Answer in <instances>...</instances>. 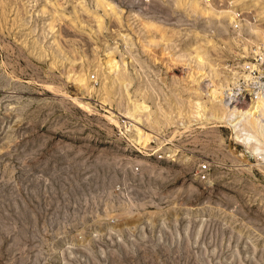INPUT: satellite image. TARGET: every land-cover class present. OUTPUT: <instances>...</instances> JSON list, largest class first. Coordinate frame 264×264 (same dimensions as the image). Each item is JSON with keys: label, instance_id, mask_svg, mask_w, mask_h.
<instances>
[{"label": "rangeland", "instance_id": "1", "mask_svg": "<svg viewBox=\"0 0 264 264\" xmlns=\"http://www.w3.org/2000/svg\"><path fill=\"white\" fill-rule=\"evenodd\" d=\"M263 6L0 0V264H264V164L226 124L187 118L196 101L220 109L203 86L258 41ZM108 56L130 97L147 91L150 120L124 113L119 80L106 99ZM71 69L91 73L94 91ZM159 109L174 128L151 127L165 123ZM143 134L153 148L174 138L146 156Z\"/></svg>", "mask_w": 264, "mask_h": 264}, {"label": "bare ground", "instance_id": "2", "mask_svg": "<svg viewBox=\"0 0 264 264\" xmlns=\"http://www.w3.org/2000/svg\"><path fill=\"white\" fill-rule=\"evenodd\" d=\"M259 1L260 0H253L254 5H258ZM261 8L263 10L258 13L260 15V18L264 17V6ZM219 13L226 14L231 23H234L236 21V18L238 17V14L231 10L221 11ZM251 30L256 39L264 40V30H262L258 26H255L254 29ZM254 43L255 42H252L251 45ZM243 49L244 51H249L248 47H244ZM106 65L110 69V72H108V74L110 75L105 76L102 84V89H104L106 92V99H111L112 96H114L113 86L115 85V82L119 80L118 82L120 84L122 92H125V96L127 97V107L124 113L137 121H141L143 116H146V119L150 120L152 113L150 112V107L148 106L147 102V91H145L144 89L142 90V88H138L134 92V97H130L128 88L129 86H131V82L129 80L130 78L127 76L126 70H120V65H118L117 61H115L111 57H109V59L107 60ZM230 74L221 83H219L218 86L213 82H210L208 84L206 83V85L203 86L205 92L218 103L220 109L217 111L215 110L212 115H208V111L205 110L203 103H201V101H196L192 103L191 108L193 109L190 110L187 118L190 119V117H193V121H208L210 119H214L219 121L220 123L226 124L232 131L231 134L233 135L232 138L234 139V141H236L237 143H241L246 151L250 152L256 158V160L264 164V97H261L254 103H251V105L246 108L240 109L238 107L229 106L228 101L226 100L227 91L231 90L232 84L236 82L238 72L232 70L230 71ZM66 77L69 81L74 82L79 87H83L87 91L93 92L95 89L93 82L90 80L91 73H89L87 70L82 71L71 69ZM202 78L203 77H201V79ZM199 84L200 82H197L198 86ZM200 87H202V85H200ZM210 87H213L214 89L209 90ZM158 112L163 115L165 123L160 125L157 122V124L151 126L156 130V133L163 132V128L161 127H175L173 125L175 122L171 117V110L167 113L162 111V109H159ZM175 117L176 116H174V118ZM155 126L157 127L155 128ZM184 127L187 128L188 126ZM172 138L174 137L172 136ZM172 138L169 139L167 143L159 142L154 148L150 146L151 143H153V136H151L150 134H143V136L139 135L137 142L141 145V147L147 149V152H144V155L151 156L157 151L162 150L167 144L171 143Z\"/></svg>", "mask_w": 264, "mask_h": 264}, {"label": "built area", "instance_id": "3", "mask_svg": "<svg viewBox=\"0 0 264 264\" xmlns=\"http://www.w3.org/2000/svg\"><path fill=\"white\" fill-rule=\"evenodd\" d=\"M240 14L236 20L240 21ZM235 21L234 29L238 28L239 22ZM249 51L241 56L237 65L228 69L238 72L237 80L227 91L226 100L229 106L246 108L251 103L264 97V40H258L250 45ZM231 75V74H230ZM210 168L206 164L198 167L197 177L199 182L208 179Z\"/></svg>", "mask_w": 264, "mask_h": 264}]
</instances>
